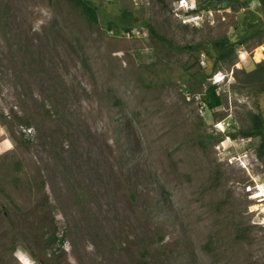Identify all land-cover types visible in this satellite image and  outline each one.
<instances>
[{"label": "rangeland", "instance_id": "rangeland-1", "mask_svg": "<svg viewBox=\"0 0 264 264\" xmlns=\"http://www.w3.org/2000/svg\"><path fill=\"white\" fill-rule=\"evenodd\" d=\"M86 1L0 0V264H264L263 0Z\"/></svg>", "mask_w": 264, "mask_h": 264}, {"label": "trees", "instance_id": "trees-1", "mask_svg": "<svg viewBox=\"0 0 264 264\" xmlns=\"http://www.w3.org/2000/svg\"><path fill=\"white\" fill-rule=\"evenodd\" d=\"M218 1H222V0H218ZM75 3L77 4V6L80 7L83 13L82 15L86 16L90 21L97 22L98 9L94 5H92L86 0H75ZM197 12L198 10L192 11V13H197ZM131 16L132 14L125 13L121 15L120 17H118V19H116L111 24V26H114L116 28H122V30L126 33L130 32L132 31V29L134 28V25L136 24V21ZM111 26L110 28L112 29ZM149 30L152 35H155L159 39L164 40V37H161L160 35L156 34L154 28L149 27ZM247 31L249 35L247 37L253 36L252 35L254 34L252 33L253 31H249V29ZM245 38L246 36L241 37L236 43H233L227 39L223 41H216L214 45L216 46V49L219 51L220 54L214 58V61L217 62L218 60L224 59V57L228 56L231 52H234L238 45H242L245 43V40H246ZM185 49H188L192 51L194 54H196V57L198 58L199 62L202 56L201 53L207 50L201 45L187 46L185 47ZM203 102L207 105V107L210 110L218 109L223 105L221 95L217 92L216 86H211L208 89L207 95L205 96V100ZM243 135L245 137H253L257 135L262 136L263 140H262V143L259 145L260 152L258 155L260 157L263 156L264 154V120L257 116L254 120L253 128L247 132H243Z\"/></svg>", "mask_w": 264, "mask_h": 264}, {"label": "built area", "instance_id": "built-area-1", "mask_svg": "<svg viewBox=\"0 0 264 264\" xmlns=\"http://www.w3.org/2000/svg\"><path fill=\"white\" fill-rule=\"evenodd\" d=\"M131 32V31H130ZM128 34H129V32H127ZM200 63L201 64H205V61L204 60H202V58L200 59Z\"/></svg>", "mask_w": 264, "mask_h": 264}]
</instances>
